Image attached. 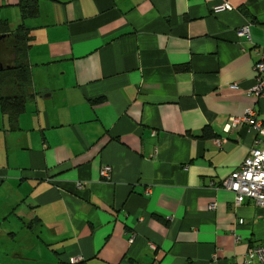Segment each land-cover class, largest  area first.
<instances>
[{"label": "crops", "instance_id": "obj_1", "mask_svg": "<svg viewBox=\"0 0 264 264\" xmlns=\"http://www.w3.org/2000/svg\"><path fill=\"white\" fill-rule=\"evenodd\" d=\"M19 3L0 0V27L20 23ZM38 5L35 99L14 121L0 102V264H259L247 254L264 245V211L222 183L256 137L227 124L249 109L264 120L250 94L264 0Z\"/></svg>", "mask_w": 264, "mask_h": 264}, {"label": "built area", "instance_id": "obj_2", "mask_svg": "<svg viewBox=\"0 0 264 264\" xmlns=\"http://www.w3.org/2000/svg\"><path fill=\"white\" fill-rule=\"evenodd\" d=\"M233 6L226 2L213 7V12L218 13L225 10H232ZM238 36L250 37L249 25L243 26L238 31ZM256 84L250 90V94L256 97L264 96V52L255 65ZM234 88L238 85L234 84ZM242 124H248L256 134L254 146L251 148L249 156L244 160L241 166L235 170L222 183V186L236 195V204L240 205L246 200H254L255 204L264 211V120L259 118L253 109L247 110L242 118H231L226 126L227 131H232ZM224 141L217 139L216 143L221 146ZM111 166H104L101 170L102 178L109 180L111 178ZM81 188V184H77ZM215 209L216 204H211ZM240 239V238H238ZM133 241V237L130 242ZM257 259L259 264H264V245L254 246L249 249L247 260L250 262Z\"/></svg>", "mask_w": 264, "mask_h": 264}, {"label": "trees", "instance_id": "obj_3", "mask_svg": "<svg viewBox=\"0 0 264 264\" xmlns=\"http://www.w3.org/2000/svg\"><path fill=\"white\" fill-rule=\"evenodd\" d=\"M21 21L12 29L7 23L0 27V33L14 39L16 57L14 63L0 68V102L2 110L11 121L16 120L27 108L29 101L35 99L32 91V74L26 53L32 38L27 19L39 14L38 0H20ZM205 137H212V129L206 128Z\"/></svg>", "mask_w": 264, "mask_h": 264}, {"label": "rangeland", "instance_id": "obj_4", "mask_svg": "<svg viewBox=\"0 0 264 264\" xmlns=\"http://www.w3.org/2000/svg\"><path fill=\"white\" fill-rule=\"evenodd\" d=\"M224 3H226V2H224ZM224 3H222V4H224ZM226 11V10H225ZM219 13V12H218ZM10 45H11V42L8 40V41H2V42H0V47H1V51H2V53H0V68H1V66H3L4 67V64H3V62L8 58V57H10L9 55H10V51L12 50V48L10 47ZM32 101V100H31ZM30 104H32V103H30ZM254 131V130H253Z\"/></svg>", "mask_w": 264, "mask_h": 264}, {"label": "water", "instance_id": "obj_5", "mask_svg": "<svg viewBox=\"0 0 264 264\" xmlns=\"http://www.w3.org/2000/svg\"><path fill=\"white\" fill-rule=\"evenodd\" d=\"M3 37H4V36H0V40L3 39ZM2 67H3V66H1V68H2Z\"/></svg>", "mask_w": 264, "mask_h": 264}]
</instances>
